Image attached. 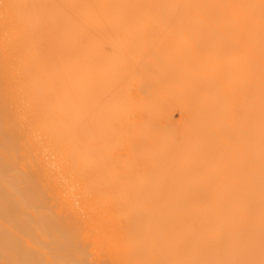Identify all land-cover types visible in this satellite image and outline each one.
I'll return each mask as SVG.
<instances>
[{"label": "bare ground", "instance_id": "bare-ground-1", "mask_svg": "<svg viewBox=\"0 0 264 264\" xmlns=\"http://www.w3.org/2000/svg\"><path fill=\"white\" fill-rule=\"evenodd\" d=\"M0 264H264V0H0Z\"/></svg>", "mask_w": 264, "mask_h": 264}]
</instances>
